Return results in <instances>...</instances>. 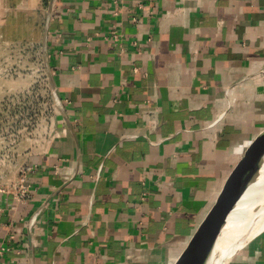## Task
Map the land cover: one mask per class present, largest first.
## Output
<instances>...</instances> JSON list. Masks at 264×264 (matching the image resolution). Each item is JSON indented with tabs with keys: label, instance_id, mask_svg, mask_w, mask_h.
<instances>
[{
	"label": "crops",
	"instance_id": "0c3cea01",
	"mask_svg": "<svg viewBox=\"0 0 264 264\" xmlns=\"http://www.w3.org/2000/svg\"><path fill=\"white\" fill-rule=\"evenodd\" d=\"M48 8L62 107L31 198L0 192V264H175L264 132V0ZM232 264H264V229Z\"/></svg>",
	"mask_w": 264,
	"mask_h": 264
},
{
	"label": "rangeland",
	"instance_id": "374dc122",
	"mask_svg": "<svg viewBox=\"0 0 264 264\" xmlns=\"http://www.w3.org/2000/svg\"><path fill=\"white\" fill-rule=\"evenodd\" d=\"M48 5L0 0V188L17 181L29 157L49 142L60 113L41 38ZM252 241L221 264H232Z\"/></svg>",
	"mask_w": 264,
	"mask_h": 264
},
{
	"label": "water",
	"instance_id": "95a60500",
	"mask_svg": "<svg viewBox=\"0 0 264 264\" xmlns=\"http://www.w3.org/2000/svg\"><path fill=\"white\" fill-rule=\"evenodd\" d=\"M263 162L264 132L250 148L233 179L175 264H214L222 256V247L217 246L228 218L255 181Z\"/></svg>",
	"mask_w": 264,
	"mask_h": 264
},
{
	"label": "bare ground",
	"instance_id": "6f19581e",
	"mask_svg": "<svg viewBox=\"0 0 264 264\" xmlns=\"http://www.w3.org/2000/svg\"><path fill=\"white\" fill-rule=\"evenodd\" d=\"M264 229V162L255 181L248 187L228 218L217 247L222 256L214 263L221 264L227 257L254 240Z\"/></svg>",
	"mask_w": 264,
	"mask_h": 264
},
{
	"label": "built area",
	"instance_id": "2783aa9c",
	"mask_svg": "<svg viewBox=\"0 0 264 264\" xmlns=\"http://www.w3.org/2000/svg\"><path fill=\"white\" fill-rule=\"evenodd\" d=\"M112 35L113 38L115 39L119 38V33L116 30L112 31ZM58 102L61 108L62 104L59 96H58ZM0 192L12 193L14 198L17 199L19 202H27L31 198V195L28 190V185L26 184L23 175H21V177L17 181H15L11 186L9 187L5 186L3 188H0ZM33 222H35V219H33Z\"/></svg>",
	"mask_w": 264,
	"mask_h": 264
}]
</instances>
